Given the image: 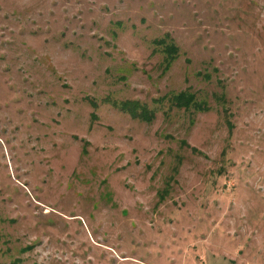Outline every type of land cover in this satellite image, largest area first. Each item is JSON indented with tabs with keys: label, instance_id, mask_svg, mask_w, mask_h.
Listing matches in <instances>:
<instances>
[{
	"label": "rangeland",
	"instance_id": "rangeland-1",
	"mask_svg": "<svg viewBox=\"0 0 264 264\" xmlns=\"http://www.w3.org/2000/svg\"><path fill=\"white\" fill-rule=\"evenodd\" d=\"M0 264H264V0H0Z\"/></svg>",
	"mask_w": 264,
	"mask_h": 264
},
{
	"label": "trees",
	"instance_id": "trees-1",
	"mask_svg": "<svg viewBox=\"0 0 264 264\" xmlns=\"http://www.w3.org/2000/svg\"><path fill=\"white\" fill-rule=\"evenodd\" d=\"M158 43L160 45H164V48L162 49L163 52L167 55L166 61L167 63H171L172 60H174L178 56L179 48L177 44L174 42V40L163 38L162 40H159ZM173 105H176L178 107H185L187 109L191 108L192 106L196 109H200L203 105L199 103L195 95L192 93H189L187 91H182L172 98ZM119 107H121L123 110H129L131 114H133L135 117H139L146 120H152L154 117V111L150 109L147 105L142 104L138 101L133 102H124L122 103V106L117 103ZM204 107V106H203Z\"/></svg>",
	"mask_w": 264,
	"mask_h": 264
}]
</instances>
